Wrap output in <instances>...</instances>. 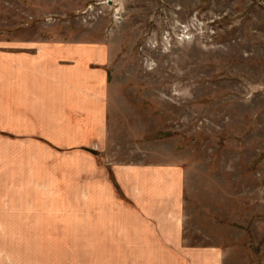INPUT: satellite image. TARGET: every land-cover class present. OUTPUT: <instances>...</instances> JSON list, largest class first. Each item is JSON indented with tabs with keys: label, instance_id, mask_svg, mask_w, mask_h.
Instances as JSON below:
<instances>
[{
	"label": "rangeland",
	"instance_id": "obj_1",
	"mask_svg": "<svg viewBox=\"0 0 264 264\" xmlns=\"http://www.w3.org/2000/svg\"><path fill=\"white\" fill-rule=\"evenodd\" d=\"M28 36L109 41L103 163L181 168L188 244L264 264V0H0V46ZM20 234L0 231V250L51 247ZM68 248L69 264H126Z\"/></svg>",
	"mask_w": 264,
	"mask_h": 264
},
{
	"label": "crops",
	"instance_id": "obj_2",
	"mask_svg": "<svg viewBox=\"0 0 264 264\" xmlns=\"http://www.w3.org/2000/svg\"><path fill=\"white\" fill-rule=\"evenodd\" d=\"M30 37L0 46V231L51 247L16 238L0 256L69 264L77 245L86 263L221 264V248L185 238L181 168L103 163L111 43Z\"/></svg>",
	"mask_w": 264,
	"mask_h": 264
}]
</instances>
